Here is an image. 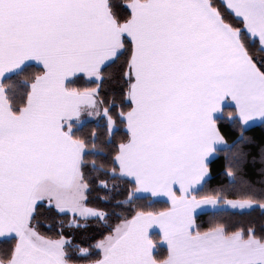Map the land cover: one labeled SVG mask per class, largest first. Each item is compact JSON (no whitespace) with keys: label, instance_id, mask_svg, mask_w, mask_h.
I'll return each instance as SVG.
<instances>
[{"label":"snow or ice","instance_id":"snow-or-ice-1","mask_svg":"<svg viewBox=\"0 0 264 264\" xmlns=\"http://www.w3.org/2000/svg\"><path fill=\"white\" fill-rule=\"evenodd\" d=\"M254 122L264 0H0V264H264Z\"/></svg>","mask_w":264,"mask_h":264},{"label":"trees","instance_id":"trees-1","mask_svg":"<svg viewBox=\"0 0 264 264\" xmlns=\"http://www.w3.org/2000/svg\"><path fill=\"white\" fill-rule=\"evenodd\" d=\"M122 2H123V0H113V3L116 5L117 10H119V7L122 4ZM225 107L227 108L228 106L226 105ZM247 134L251 137H254L258 143H264V124L260 123V124L249 126V128L247 129ZM234 135L235 134H233V136L229 137V142H231V139L234 138ZM253 151L255 152L256 149L254 148ZM219 171H220V169H219L218 165L214 164L213 165V176L210 180L212 185H216L217 183L221 182V178L218 175ZM251 179L256 180V179H258V177L255 174H253V175H251ZM238 183H239V177L237 178V184ZM159 202L163 203V200H161ZM248 218L254 219L257 222V224L260 223V215L258 212L252 213L251 216ZM204 219H207V217H204ZM2 246L3 245L0 244V247H2Z\"/></svg>","mask_w":264,"mask_h":264},{"label":"crops","instance_id":"crops-1","mask_svg":"<svg viewBox=\"0 0 264 264\" xmlns=\"http://www.w3.org/2000/svg\"><path fill=\"white\" fill-rule=\"evenodd\" d=\"M256 124H260V122H254L252 125H256ZM252 125H250V126H252Z\"/></svg>","mask_w":264,"mask_h":264}]
</instances>
